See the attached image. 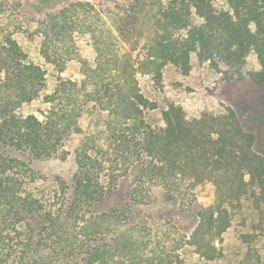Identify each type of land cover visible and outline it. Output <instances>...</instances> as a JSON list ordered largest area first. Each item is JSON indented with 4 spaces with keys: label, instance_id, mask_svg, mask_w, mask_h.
I'll return each instance as SVG.
<instances>
[{
    "label": "trees",
    "instance_id": "obj_1",
    "mask_svg": "<svg viewBox=\"0 0 264 264\" xmlns=\"http://www.w3.org/2000/svg\"><path fill=\"white\" fill-rule=\"evenodd\" d=\"M1 1L0 12L8 3ZM73 8L92 9L72 3L39 23L42 55L55 66L64 65L68 56ZM85 25L84 31H95L94 61L83 62L80 82L60 78L44 94L48 107L40 119L18 110L41 94L45 72L28 59L12 29L0 23V264H113L110 259L123 262L137 244L142 264L179 262L177 254H157L154 263L156 253L146 256L142 250V228L127 227L134 205L142 202V188L131 191V201L108 204L118 193L120 176L143 158L149 160L139 171L138 186L145 190L154 183L171 191L178 180L213 184V203L198 210L187 242L201 257L218 258L222 250L214 243L222 241L241 198L248 195L256 208L264 204V154L254 149V134L229 107L187 117L169 103L161 110L162 124H149L145 111L156 104L141 92L137 74L150 75L160 85L165 65L188 73L195 57L216 69L224 64L232 77L253 53L259 69L250 79L263 84L264 0H129L115 20L129 46L122 53L103 40L102 31L96 34L93 25ZM138 48L142 54L134 60L130 51ZM87 101L112 116L106 122L107 140L102 144L84 136L75 149L71 185L61 181L58 202L40 204L25 188L36 173L30 162L65 158L64 141L79 130L77 118ZM243 237L247 243L253 239ZM6 247L14 255L12 263L11 252L2 254ZM136 258L130 255L131 264Z\"/></svg>",
    "mask_w": 264,
    "mask_h": 264
},
{
    "label": "rangeland",
    "instance_id": "obj_2",
    "mask_svg": "<svg viewBox=\"0 0 264 264\" xmlns=\"http://www.w3.org/2000/svg\"><path fill=\"white\" fill-rule=\"evenodd\" d=\"M5 1L8 3L3 2L0 23L6 24L8 30L12 29L13 36L28 59L41 66L46 78V86L41 94L19 108L21 114L33 113L43 119L48 107L44 94L51 93L60 78L77 82L82 80L85 67L82 66L83 62L92 64L96 54L92 44V33L95 31L86 29V32L81 29L85 24L93 25L96 34L102 31L105 37L103 40L112 42L118 53L129 50L115 25V20L123 15L129 0ZM78 2L88 3L92 9L88 13L75 8L71 11L74 30L68 43V56L64 65L55 66L42 55L39 23L41 19H47L70 4ZM98 19L99 21L94 22ZM130 52L134 60L142 54L139 48ZM258 69L255 55L249 53L232 77H229L230 73L224 64H220L216 69L208 62H198L195 57L191 60L188 73H183L172 64L165 65L160 85H155L150 75L138 73L141 92L156 104V108L145 111V120L151 125L162 124L161 110L169 103L179 105L187 117L198 116L203 112L222 113L229 107L235 111L242 126L254 134V149L264 154V83L255 84L250 79V75ZM87 86L92 92V86ZM80 110L77 118L79 130L70 134L63 144L65 158L58 155L30 162L36 173L25 188L34 194L40 204L58 202L57 188L61 181L71 185L76 170L75 149L84 136H95L97 142L102 144L107 140L106 122L112 118L108 110L101 109V105L94 101L85 102ZM147 160L149 158L135 162L127 174L120 176L118 193L114 194L108 203L131 201V191L142 188V202L134 205L133 220H128L126 224L127 227L142 228V250L146 256L156 253L154 263L159 261L157 254L160 258L177 254L180 261L175 258L173 264H264V204L256 208L248 195L243 196L240 205L231 210L230 226L222 235V241L214 243L216 247L221 248L222 254L212 260L203 258L187 240L199 220L198 210L213 203V184L206 181L190 186L188 180H178L171 191L154 183L145 190L144 187L138 186V175L141 167L148 163ZM149 184L145 183L144 186L148 188ZM245 234L253 236L251 242L243 240ZM137 247L138 244L131 247L129 256L123 262H117L115 257L110 260L113 264H131L129 258L134 253L137 258L133 264H142L143 259L139 258ZM8 252H11L9 258L12 263L14 255L10 248L6 247L2 254L6 255Z\"/></svg>",
    "mask_w": 264,
    "mask_h": 264
}]
</instances>
